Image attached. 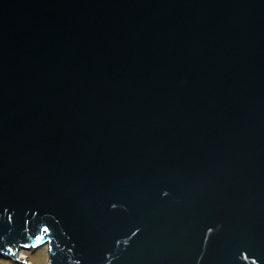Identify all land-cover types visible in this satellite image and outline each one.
Instances as JSON below:
<instances>
[{
    "label": "water",
    "instance_id": "1",
    "mask_svg": "<svg viewBox=\"0 0 264 264\" xmlns=\"http://www.w3.org/2000/svg\"><path fill=\"white\" fill-rule=\"evenodd\" d=\"M45 245L264 264V0H0V254Z\"/></svg>",
    "mask_w": 264,
    "mask_h": 264
},
{
    "label": "rangeland",
    "instance_id": "2",
    "mask_svg": "<svg viewBox=\"0 0 264 264\" xmlns=\"http://www.w3.org/2000/svg\"><path fill=\"white\" fill-rule=\"evenodd\" d=\"M48 247L45 245L35 251L18 248L16 258L24 259L26 264H47ZM0 264H23L14 261L10 256L0 254Z\"/></svg>",
    "mask_w": 264,
    "mask_h": 264
},
{
    "label": "snow or ice",
    "instance_id": "3",
    "mask_svg": "<svg viewBox=\"0 0 264 264\" xmlns=\"http://www.w3.org/2000/svg\"><path fill=\"white\" fill-rule=\"evenodd\" d=\"M48 230L47 229H45V232H47ZM209 231H211V230H209ZM253 264H255V262H253Z\"/></svg>",
    "mask_w": 264,
    "mask_h": 264
},
{
    "label": "bare ground",
    "instance_id": "4",
    "mask_svg": "<svg viewBox=\"0 0 264 264\" xmlns=\"http://www.w3.org/2000/svg\"><path fill=\"white\" fill-rule=\"evenodd\" d=\"M29 250H31V249H29Z\"/></svg>",
    "mask_w": 264,
    "mask_h": 264
}]
</instances>
